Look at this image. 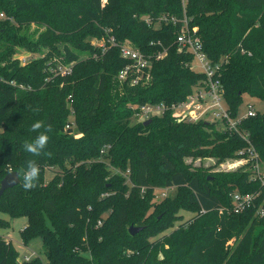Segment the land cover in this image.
Returning a JSON list of instances; mask_svg holds the SVG:
<instances>
[{
	"label": "trees",
	"instance_id": "16d2710c",
	"mask_svg": "<svg viewBox=\"0 0 264 264\" xmlns=\"http://www.w3.org/2000/svg\"><path fill=\"white\" fill-rule=\"evenodd\" d=\"M185 5L205 52L220 66L232 116L245 95L264 101V0ZM164 15L182 18V0H0V185L15 171L21 180L0 197V212L28 219L23 240L42 237L48 264H264V217L256 213L264 187L251 179L252 165L210 173L185 163L242 158L247 141L222 122H189L170 111L148 124L134 117L135 106L184 101L205 79L191 69L193 56L179 51L181 24L141 20ZM32 24L45 27L37 41L21 31ZM112 36L153 58L167 50L153 59L148 83L121 82L128 61L119 47L103 52L92 44L105 38L110 46ZM21 49L38 56L23 64L16 57ZM69 65L63 75L60 68ZM71 112L79 136L66 129ZM36 121L52 127L39 156L23 147L36 136L30 130ZM239 130L264 163V113L244 118ZM30 159L40 177L25 190ZM48 170L55 172L50 181ZM163 188L176 194L158 200ZM236 191L261 194L256 206L235 213ZM183 212L195 215L185 219ZM10 224L0 218V228ZM132 225L143 230L131 235ZM0 264L44 263H20L13 243L0 236Z\"/></svg>",
	"mask_w": 264,
	"mask_h": 264
},
{
	"label": "built area",
	"instance_id": "2783aa9c",
	"mask_svg": "<svg viewBox=\"0 0 264 264\" xmlns=\"http://www.w3.org/2000/svg\"><path fill=\"white\" fill-rule=\"evenodd\" d=\"M184 15L182 18L177 16L164 15L158 17L155 21L149 16L141 17L149 25L159 27L162 23L181 24L180 30L177 34L176 43L179 51L190 53L193 56V62L190 64L191 69L203 73L205 75L204 82L196 87L193 92L187 96L184 101L173 103L171 105L166 103L145 104L133 107L135 110V119L148 120L156 115H164L167 112H172V115L177 118L188 120L189 122H199L202 120L208 121V118L220 120L228 131L231 133L240 134L248 143L247 149L240 151L239 155L242 157L234 163L228 164V171H232L237 165L251 164V179L258 181L264 187V163L252 145L248 136L242 134L239 130V124L244 118L254 117L257 111L253 106L249 105L248 112L245 116L233 117L231 112L225 105L224 89L221 82L220 66L214 64L204 50L203 42L198 34L197 27H191L190 21L186 15V0H182ZM3 17L4 15L1 14ZM111 45L108 46L106 39L92 40V44L102 48L103 52L108 51L110 47L117 46L123 59L128 61V64L120 71L119 80L121 82H128L131 86H137L141 83H148L151 79V69L153 59L160 60L167 55V50L156 54L155 58L143 53L140 49L134 47L130 43H119L115 37H110L108 40ZM32 59V55H24L20 58L23 64ZM63 75L71 73L72 65L63 66L60 68ZM71 117L74 113L71 112ZM208 117V118H207ZM75 123L69 122L66 129H72ZM105 150L102 151L104 153ZM169 189L161 190V197H168L167 191ZM144 191V189H143ZM261 192L256 193H241L239 191L231 194L232 209L235 213H243L252 207L256 206V201L259 199ZM158 196V198L160 197ZM208 211L202 209L200 214L203 215ZM257 215L264 217V200H262L257 207ZM103 225V221L99 220L97 227ZM33 258L25 257L20 263L30 262Z\"/></svg>",
	"mask_w": 264,
	"mask_h": 264
},
{
	"label": "rangeland",
	"instance_id": "374dc122",
	"mask_svg": "<svg viewBox=\"0 0 264 264\" xmlns=\"http://www.w3.org/2000/svg\"><path fill=\"white\" fill-rule=\"evenodd\" d=\"M144 17V16H142ZM26 31L30 33V36H27L30 39H33L34 41H37L39 39V35L45 30V27L42 25H37V24H32L30 26L24 27L21 31ZM21 31H19L21 33ZM21 52L16 56L18 59L21 58L24 55H32V53H28L24 51L23 49L20 50ZM33 57H37L38 55L35 53L32 55ZM71 103L68 104L70 107ZM250 106H253L255 111L260 112L261 114L264 113V101L253 98L249 95H245L243 99V103L239 109V117L245 116L248 112V108ZM208 118V117H207ZM70 122L74 123V117L69 118ZM208 122H218L220 123L221 121L218 119L214 118H208ZM140 121H145V120H140ZM136 120L133 119L132 123H135ZM73 134L76 136L80 135V132L76 125H73ZM241 158H227L224 160H219L216 157H190L185 159V163L189 165L192 169H198V168H205L208 170L210 173H215L218 171H228V164L229 163H234L240 160ZM242 165H237L234 170H238ZM233 171V170H232ZM55 172L52 170H48L46 173V180L50 181ZM167 191L168 196H173L176 194V189L175 188H165ZM163 188V191L165 190ZM162 190V189H161ZM160 190V191H161ZM161 195V192H159V195ZM158 200H162L161 196L157 198ZM183 215L185 219H189L190 217H193L195 214L194 213H189V212H183ZM0 218L8 220L11 222L10 227L8 228H0V236L8 239L13 243L15 248L18 251V259L20 261H23L25 257H31L33 259L39 258L44 264H48V256H47V248L45 246L44 240L42 237H35L31 239L27 244L24 242L23 237H22V230L27 226L28 224V219L26 217H20V218H10V216L6 213L0 212ZM234 241L232 240L230 242V246L234 245Z\"/></svg>",
	"mask_w": 264,
	"mask_h": 264
},
{
	"label": "clouds",
	"instance_id": "9594fccd",
	"mask_svg": "<svg viewBox=\"0 0 264 264\" xmlns=\"http://www.w3.org/2000/svg\"><path fill=\"white\" fill-rule=\"evenodd\" d=\"M31 109V106H29ZM34 111H39V108L33 109ZM43 129V131H41ZM32 132L36 133L34 139L25 141L23 147L27 153L33 156H39L47 147L50 136L49 133L52 132V127L50 125L45 126L43 121H36L31 125ZM40 177V167L35 160H27L26 168L22 173V187L25 190L34 189L37 186V181Z\"/></svg>",
	"mask_w": 264,
	"mask_h": 264
},
{
	"label": "water",
	"instance_id": "95a60500",
	"mask_svg": "<svg viewBox=\"0 0 264 264\" xmlns=\"http://www.w3.org/2000/svg\"><path fill=\"white\" fill-rule=\"evenodd\" d=\"M151 122V119L145 121V124ZM20 174L18 172H11L7 174L1 181L0 185V197L4 194L7 189L13 188L20 183ZM143 230V227H137L132 225L129 229L131 235H136Z\"/></svg>",
	"mask_w": 264,
	"mask_h": 264
}]
</instances>
